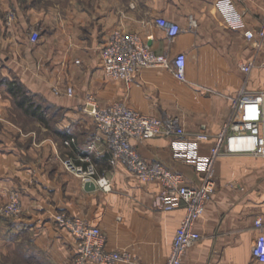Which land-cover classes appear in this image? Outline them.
I'll list each match as a JSON object with an SVG mask.
<instances>
[{
    "label": "crops",
    "instance_id": "crops-1",
    "mask_svg": "<svg viewBox=\"0 0 264 264\" xmlns=\"http://www.w3.org/2000/svg\"><path fill=\"white\" fill-rule=\"evenodd\" d=\"M234 2L243 27L227 23L217 0H55L50 6L44 0H0L2 78H17L40 105L61 112L59 118L51 114L47 127L19 109L0 83V207L12 190L22 204L19 218L0 215V260L17 246L27 264H75V239L55 222L57 214H66L98 226L108 250L129 256L119 264L167 262L184 203L162 210L156 182H141L122 165L111 166L101 146V152H89L95 126L79 105L92 94L102 106L123 102L143 115L176 116L187 136L182 141L207 157L214 140L196 142L192 134L218 133L241 92L264 95V40L257 35L264 0ZM159 18L178 25V34L170 38L157 25ZM114 30L138 34L153 52L169 58L184 53L186 81L164 68H142L130 83L106 76L100 53ZM246 30L254 37L248 39ZM33 31L39 35L35 42ZM247 62H253L248 75L239 69ZM68 87L72 96L65 94ZM262 114L258 152L224 153L216 160V189L195 222L200 239L183 264H257L251 248L258 234L254 220L264 221V103ZM71 137L75 142L64 145ZM174 140L158 136L132 144L147 162L199 185L202 171L174 150ZM83 155L99 176L111 177V191L86 190L65 168L66 158Z\"/></svg>",
    "mask_w": 264,
    "mask_h": 264
},
{
    "label": "built area",
    "instance_id": "built-area-1",
    "mask_svg": "<svg viewBox=\"0 0 264 264\" xmlns=\"http://www.w3.org/2000/svg\"><path fill=\"white\" fill-rule=\"evenodd\" d=\"M217 9L224 15L227 23L234 27H243V16L234 0H217ZM13 19L12 14L8 21ZM157 25L170 38L175 37L180 28L165 19H157ZM194 22L192 21L191 24ZM248 39L254 37V32L245 31ZM30 38L37 41L39 35L31 32ZM260 42L264 40V23L257 33ZM103 70L106 76L132 82L142 68H164L178 81H186V56L178 53L169 58L163 54L153 52L148 44L136 33L114 30L108 36L100 53ZM253 62L239 65V69L248 75ZM59 93L58 89H54ZM65 94L72 96L73 89L66 88ZM262 93H243L234 99L232 114L225 121L214 136L207 131L199 130L192 134L196 142L214 140L210 154L207 157L196 155L194 145L183 142L186 132L176 116H147L129 108L123 102H114L102 106L92 94H86L79 105V111L88 116L94 126L95 133L87 146L89 152L109 154L111 166L122 165L127 172L141 182H156L161 191L159 194L160 207L164 211L175 209L179 202L184 203L185 213L177 227L165 264H183L187 250L200 239L195 230V222L203 215L206 204L212 198L216 189L215 169L216 160L224 153H257L261 142L259 123L262 119ZM174 138L173 146L177 152L184 153L188 162L196 164L202 171L201 183L189 186L184 177L172 172L159 162H147L136 151L132 140H145L154 137ZM74 138L64 140V145L70 146ZM64 166L80 178L82 183L91 181L97 190L109 192L112 189V179L109 176H99L89 155H83L73 160L66 158ZM22 214L20 193L12 190L8 201L0 207V215L6 218H19ZM55 222L65 228L75 239V264H119L127 262L129 256L117 250L106 248L105 236L98 226L92 225L84 219L57 214ZM258 231L251 248V256L257 264H264V221L262 218L254 220Z\"/></svg>",
    "mask_w": 264,
    "mask_h": 264
},
{
    "label": "trees",
    "instance_id": "trees-1",
    "mask_svg": "<svg viewBox=\"0 0 264 264\" xmlns=\"http://www.w3.org/2000/svg\"><path fill=\"white\" fill-rule=\"evenodd\" d=\"M0 83L5 86L6 91L19 109L37 116L43 125L49 126L50 120L46 114L52 108L50 104L43 102L40 105L34 100L37 95L31 93L17 78L4 77L0 79ZM52 109L55 110L56 108L53 107Z\"/></svg>",
    "mask_w": 264,
    "mask_h": 264
},
{
    "label": "rangeland",
    "instance_id": "rangeland-1",
    "mask_svg": "<svg viewBox=\"0 0 264 264\" xmlns=\"http://www.w3.org/2000/svg\"><path fill=\"white\" fill-rule=\"evenodd\" d=\"M20 1H26V0H20ZM53 2H55V0H44V3L46 4V6H50ZM47 33L49 32V29L46 30ZM1 65L0 64V68H1ZM2 78V75L0 74V79ZM58 113V118L59 116L61 115V112L59 111H56ZM54 109H51V110H48L47 111V118H49L50 122H51V114H54L56 113ZM54 119V117H52ZM9 197V196H8ZM8 201V200H7ZM3 217V216H2ZM5 219H14V218H6V217H3ZM16 219V218H15ZM0 264H27L25 259H24V256L22 255V252L17 248V246L14 248V249H10V252H9V257H6V258H3L0 260Z\"/></svg>",
    "mask_w": 264,
    "mask_h": 264
},
{
    "label": "water",
    "instance_id": "water-1",
    "mask_svg": "<svg viewBox=\"0 0 264 264\" xmlns=\"http://www.w3.org/2000/svg\"><path fill=\"white\" fill-rule=\"evenodd\" d=\"M84 186H85L86 190H89V191H92V190L96 189L94 183L91 182V181L86 182L84 184Z\"/></svg>",
    "mask_w": 264,
    "mask_h": 264
}]
</instances>
